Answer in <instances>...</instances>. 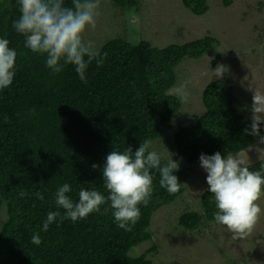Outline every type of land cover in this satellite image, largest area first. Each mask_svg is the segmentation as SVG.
<instances>
[{
	"label": "trees",
	"instance_id": "16d2710c",
	"mask_svg": "<svg viewBox=\"0 0 264 264\" xmlns=\"http://www.w3.org/2000/svg\"><path fill=\"white\" fill-rule=\"evenodd\" d=\"M123 10L136 8L140 0H110ZM195 16L209 11V0H181ZM223 6L233 0H220ZM71 6V0H66ZM19 16L16 0H0V36L17 50V74L13 84L0 92V197L7 218L0 227V264H154L149 258L158 251L138 250L153 240L151 223L156 211L178 200L186 182L194 175L192 166L199 156L235 155L253 146L264 136H254L251 120L238 114L233 88L215 81L204 90L205 111L177 129L174 145L177 156L191 166L175 173L180 190L169 194L159 187L155 174L154 192L131 232L116 226L111 211L92 213L73 224L70 220L47 233L41 232L40 246L31 244L50 210H56L54 193L64 182L103 191L101 169L113 148L131 146L135 151L144 139L157 142L174 129L183 107L169 91L177 81L176 67L184 59H201L213 48L214 39L205 37L183 45L159 48L148 41L133 44L123 38L105 43L102 66L89 65L87 82H82L69 65L60 74L44 66V58L24 47V38L12 28ZM223 54L215 57L218 64ZM238 107V108H237ZM247 130V131H246ZM96 164L99 167L92 168ZM255 170L259 162L249 165ZM207 189V188H206ZM27 193L20 197L19 193ZM44 199L40 200L35 193ZM211 194L201 196L202 212H186L179 225L187 231L214 224ZM154 222V221H153Z\"/></svg>",
	"mask_w": 264,
	"mask_h": 264
},
{
	"label": "clouds",
	"instance_id": "9594fccd",
	"mask_svg": "<svg viewBox=\"0 0 264 264\" xmlns=\"http://www.w3.org/2000/svg\"><path fill=\"white\" fill-rule=\"evenodd\" d=\"M19 16L12 23L14 31L24 38V47L44 58V66L52 74H60L71 65L82 82H87V71L93 62L102 66L107 54L101 53L95 41L87 37L96 28L101 14V0H16ZM130 23H139L133 14ZM17 50L10 41L0 36V92L8 89L17 74ZM227 71L218 66L213 73L221 77ZM180 103H187L190 92L188 82L174 89ZM251 132L260 135L264 124V91L254 88L252 96ZM247 131V130H246ZM264 143V137H261ZM163 155L154 147V141L144 139L133 151L131 146L121 151L113 148L106 156L101 169L103 191L97 187H80L77 198L71 193L73 186L64 182L54 193L56 210L47 212L38 231L31 235V244L40 246V233H47L52 225L59 227L65 221L73 224L86 219L92 213L111 211L113 222L126 232H131L141 217V206L147 207L154 192L155 174L159 175V187L169 194L180 190L181 184L175 173L180 161L168 151ZM199 165L206 173V191L211 194L215 212L212 222L223 226L235 237L251 232L264 215L261 201L264 198V160L251 169L238 154H222L220 151L199 156ZM99 167L92 165L93 169ZM20 197L27 195L21 191ZM36 197L43 200L39 192Z\"/></svg>",
	"mask_w": 264,
	"mask_h": 264
},
{
	"label": "rangeland",
	"instance_id": "374dc122",
	"mask_svg": "<svg viewBox=\"0 0 264 264\" xmlns=\"http://www.w3.org/2000/svg\"><path fill=\"white\" fill-rule=\"evenodd\" d=\"M208 3L209 11L195 16L181 0H140L138 7L126 10L115 7L110 0H101L96 28L86 34L99 49L116 38L133 44L144 40L159 48L205 37L214 39L207 55L197 60L184 59L176 67L177 81L169 92L175 94L176 86L188 82L190 96L174 121V129L154 143L163 155L167 156L168 151L173 154L180 166L191 165L177 156L174 134L205 111L202 96L210 83L223 81L233 88L242 104L237 107L238 114L248 120H252L254 88L264 91V0H233L228 7L220 0ZM133 14L139 16L138 24L130 23ZM219 54L224 58L214 64ZM218 66L227 69L221 77L213 73ZM260 129L264 130V124ZM238 155L249 165L264 160V143L260 138ZM192 167L195 173L186 182L184 194L155 212L151 223L153 240L142 246L137 254L157 246L159 250L149 255L154 264H264V215L251 232L241 237L233 236L220 225L208 224L194 231L179 225L182 214L202 212L201 196L208 187L206 173L200 165ZM259 203L264 208V198ZM6 218V205L0 197V227Z\"/></svg>",
	"mask_w": 264,
	"mask_h": 264
}]
</instances>
